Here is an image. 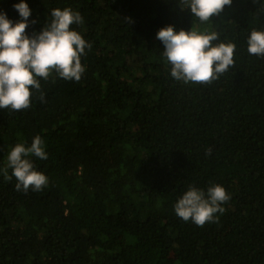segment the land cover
Returning a JSON list of instances; mask_svg holds the SVG:
<instances>
[{"label": "trees", "instance_id": "16d2710c", "mask_svg": "<svg viewBox=\"0 0 264 264\" xmlns=\"http://www.w3.org/2000/svg\"><path fill=\"white\" fill-rule=\"evenodd\" d=\"M17 2L0 0L13 21ZM28 3L26 32L68 6L92 48L79 82H42L29 109H0V264H264V58L244 43L264 25V0H233L212 17L238 54L219 80L198 85L170 77L157 39L167 25L193 27L177 0ZM37 134L49 183L17 190L3 170L9 146ZM211 183L231 197L219 219H180L183 191Z\"/></svg>", "mask_w": 264, "mask_h": 264}, {"label": "clouds", "instance_id": "9594fccd", "mask_svg": "<svg viewBox=\"0 0 264 264\" xmlns=\"http://www.w3.org/2000/svg\"><path fill=\"white\" fill-rule=\"evenodd\" d=\"M182 9L194 16L191 30H176L167 25L157 32L163 44L162 57L170 77L185 85H198L219 80L235 65L238 44L222 38L213 27L212 17L219 15L233 0H177ZM19 20L13 21L0 11V109L18 112L31 107L34 96L41 92L42 82L57 78L79 82L87 65L92 44L78 30L84 24L81 13L72 7H54L48 21L39 32H26L32 9L28 0L13 5ZM264 13V8L260 9ZM198 22V23H197ZM246 53L264 58V25L252 26L245 38ZM41 99L43 93L41 92ZM46 143L39 134L31 143L17 142L9 146L4 172L11 169L9 179L15 178V188L21 191H42L49 177L39 170L35 159L47 160ZM35 158V159H34ZM226 188L211 183L206 189L190 185L174 204L175 214L183 221L204 226L219 219L230 199Z\"/></svg>", "mask_w": 264, "mask_h": 264}]
</instances>
